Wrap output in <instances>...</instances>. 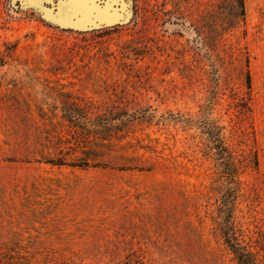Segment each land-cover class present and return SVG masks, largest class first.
<instances>
[{
  "label": "rangeland",
  "instance_id": "1",
  "mask_svg": "<svg viewBox=\"0 0 264 264\" xmlns=\"http://www.w3.org/2000/svg\"><path fill=\"white\" fill-rule=\"evenodd\" d=\"M234 4L0 0V264H264V0Z\"/></svg>",
  "mask_w": 264,
  "mask_h": 264
},
{
  "label": "trees",
  "instance_id": "2",
  "mask_svg": "<svg viewBox=\"0 0 264 264\" xmlns=\"http://www.w3.org/2000/svg\"><path fill=\"white\" fill-rule=\"evenodd\" d=\"M237 4H234V12L231 16V22L230 24H234L237 22V20L244 15V6H243V0H235ZM247 84L249 85V76L247 77ZM232 247V250L234 252L238 253V258H239V264H252L250 257L247 253L242 252L238 250L239 248L236 246V244H230Z\"/></svg>",
  "mask_w": 264,
  "mask_h": 264
}]
</instances>
